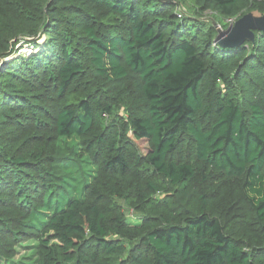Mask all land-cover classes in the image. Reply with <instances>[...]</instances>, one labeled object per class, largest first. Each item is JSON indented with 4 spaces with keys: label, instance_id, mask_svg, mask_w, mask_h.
<instances>
[{
    "label": "trees",
    "instance_id": "16d2710c",
    "mask_svg": "<svg viewBox=\"0 0 264 264\" xmlns=\"http://www.w3.org/2000/svg\"><path fill=\"white\" fill-rule=\"evenodd\" d=\"M181 3L264 15L0 0V260L264 264V33L222 48Z\"/></svg>",
    "mask_w": 264,
    "mask_h": 264
},
{
    "label": "rangeland",
    "instance_id": "374dc122",
    "mask_svg": "<svg viewBox=\"0 0 264 264\" xmlns=\"http://www.w3.org/2000/svg\"><path fill=\"white\" fill-rule=\"evenodd\" d=\"M177 13L179 15H187L188 17L194 18L198 21H203L204 23H212L214 27L218 30V42L224 39L225 33L237 22V19L222 18L215 11H206L200 17L196 16L192 7L189 3H181L178 5ZM239 20V19H238ZM22 54H30L33 52V48L26 46L22 49ZM147 144L145 145V147ZM162 197V196H160ZM125 214L128 221L133 225L138 224V220L141 219L142 215L135 212L129 207H125ZM39 243L35 240L26 241L16 248V256L11 261L0 260L2 264H36L39 260L38 256Z\"/></svg>",
    "mask_w": 264,
    "mask_h": 264
},
{
    "label": "water",
    "instance_id": "95a60500",
    "mask_svg": "<svg viewBox=\"0 0 264 264\" xmlns=\"http://www.w3.org/2000/svg\"><path fill=\"white\" fill-rule=\"evenodd\" d=\"M255 32L264 33V15L258 11L250 12L237 20L225 33L226 37L218 43L222 48H238L246 41L255 42Z\"/></svg>",
    "mask_w": 264,
    "mask_h": 264
}]
</instances>
